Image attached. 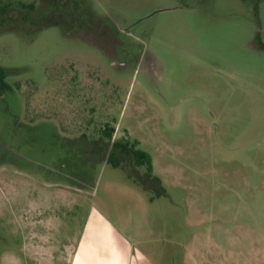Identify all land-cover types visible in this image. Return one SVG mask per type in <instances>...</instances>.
<instances>
[{
	"label": "rangeland",
	"instance_id": "obj_1",
	"mask_svg": "<svg viewBox=\"0 0 264 264\" xmlns=\"http://www.w3.org/2000/svg\"><path fill=\"white\" fill-rule=\"evenodd\" d=\"M0 78V264L91 203L169 264H264V0H0Z\"/></svg>",
	"mask_w": 264,
	"mask_h": 264
},
{
	"label": "crops",
	"instance_id": "obj_2",
	"mask_svg": "<svg viewBox=\"0 0 264 264\" xmlns=\"http://www.w3.org/2000/svg\"><path fill=\"white\" fill-rule=\"evenodd\" d=\"M54 186L62 187L61 191L64 190L70 195L75 192V195L87 194L85 192L88 191L85 187L69 184L57 183ZM147 188L149 186L143 187L144 190ZM74 204L78 210V203ZM29 214L30 212L26 214L29 219L26 218L23 223L24 233L27 234L23 256L27 257L28 264H165L164 260L169 264L166 258L157 257V252L152 249L139 247L135 238L117 227L103 211L96 209L93 203L75 242L60 247L51 245L52 239L47 240L48 233L42 235L36 231V226L42 222L41 216L30 219ZM42 239L46 243H43ZM169 260L172 264L170 255Z\"/></svg>",
	"mask_w": 264,
	"mask_h": 264
},
{
	"label": "trees",
	"instance_id": "obj_3",
	"mask_svg": "<svg viewBox=\"0 0 264 264\" xmlns=\"http://www.w3.org/2000/svg\"><path fill=\"white\" fill-rule=\"evenodd\" d=\"M115 128L114 127H105L101 131V135L107 139V143L111 146V155L118 153L122 160L118 161L116 165H120L121 162L129 164L132 162L137 168L144 167L147 169L148 176H151L153 169V161L151 154L145 150L137 149L136 146L138 141L131 142L127 138L121 142L120 140H114ZM101 136V137H102ZM126 159V160H125Z\"/></svg>",
	"mask_w": 264,
	"mask_h": 264
},
{
	"label": "flooded vegetation",
	"instance_id": "obj_4",
	"mask_svg": "<svg viewBox=\"0 0 264 264\" xmlns=\"http://www.w3.org/2000/svg\"><path fill=\"white\" fill-rule=\"evenodd\" d=\"M1 79V78H0ZM4 85V84H3Z\"/></svg>",
	"mask_w": 264,
	"mask_h": 264
}]
</instances>
